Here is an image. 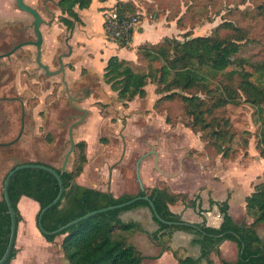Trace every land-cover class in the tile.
<instances>
[{"label": "trees", "instance_id": "trees-1", "mask_svg": "<svg viewBox=\"0 0 264 264\" xmlns=\"http://www.w3.org/2000/svg\"><path fill=\"white\" fill-rule=\"evenodd\" d=\"M93 1L61 0L60 8L64 15L60 19L71 28L74 21H81L77 8L87 9ZM258 2L257 12L264 19V0ZM114 7L121 17L138 14L135 0L119 1L110 9ZM184 14L178 17V12L175 14L170 12L166 17L169 21L178 17L177 25L179 29H184L186 27ZM249 35L247 28L232 21H224L209 35L192 36L190 31H187L184 40L165 37L156 43L146 42L138 47V56L149 61L151 65L149 70L135 71L127 60L112 56L104 69V78L118 93V98L125 102L137 96L145 97L146 87L149 84L155 85V93L159 95L155 108L166 113V121L175 124L179 120H186L188 126L200 133V139L204 142L203 156L210 160L206 167L217 158L222 161H235L240 151L233 148L237 132L227 113L228 106L239 104L241 98H244L246 102L258 105L260 112L264 111V62L254 64V69L249 71L245 69L243 60L237 57L244 41L251 39ZM111 40L122 47L129 46V43L123 40L113 38ZM232 66L237 68L229 70ZM260 132L259 157L264 158V123ZM75 147L79 150V164L74 169L67 168L63 173L60 167L48 163L23 162L44 164L61 173L64 184L62 198L44 214L42 219L43 227L47 231H54L89 212L144 195L153 201L161 218L172 222L183 221L181 214L170 209V204L176 203L184 195L173 193L161 184L140 190L137 194H123L118 197L107 191L78 184L76 178L83 173L84 163L87 162L85 152L87 142L85 140L77 142ZM15 166L17 164L11 169ZM8 172L4 175L3 185ZM59 190L57 178L49 171L39 168L17 171L9 183V195L16 212L17 225L19 226L23 220L18 207L23 196L33 199L40 205L36 215L39 229L38 219L41 210L57 197ZM211 203L217 204L223 215L219 227L208 226L205 221L199 224L168 225L152 212L158 229L149 232L138 221L121 219V214L128 210L138 207L150 208L147 200H138L123 208L97 213L72 225L61 234L43 236L47 241L53 242L56 237L63 235L61 251L69 264H141L142 259L156 258L143 256L126 239H113L112 233L118 229L146 232L155 244L161 246L163 241L165 250L169 249L166 245L170 242L173 231L179 229L193 233L192 244L199 245L200 255L184 258L178 251H174V257L179 264H200L202 260H206L208 264H264V236L261 237L257 231L259 226H264V180L254 184L252 192L246 197V210L252 218L250 223H237L234 220L229 211L228 200H211ZM190 205L196 207V202L191 201ZM199 211L201 212V209ZM195 225L201 227V230L195 228ZM10 231L11 217L2 190L0 258L7 249ZM226 240L234 242L237 246L238 253L235 259H226L222 256L220 246ZM18 252L15 243L6 264H12Z\"/></svg>", "mask_w": 264, "mask_h": 264}, {"label": "rangeland", "instance_id": "rangeland-1", "mask_svg": "<svg viewBox=\"0 0 264 264\" xmlns=\"http://www.w3.org/2000/svg\"><path fill=\"white\" fill-rule=\"evenodd\" d=\"M25 1L38 9L47 22L42 25L43 62L48 64L51 70H56L59 68L58 57L68 52L65 41L71 31L59 21L61 10L57 8L58 0ZM135 1L140 21L146 19V24H149V21L175 24L172 29H170L171 25L170 27L162 25L163 38L174 37L184 40V34L187 31H190L192 36L209 35L224 21H232L236 25L245 27L249 30L251 39L244 41L237 57L243 60L245 69L249 71L254 69V64L264 62V19L257 12L258 0ZM94 6L95 3L92 4L89 12L95 11L96 13L92 29L97 35L104 28L101 21L105 16L100 10H95ZM51 11L56 13L54 20ZM106 11L109 10L106 9ZM170 12L173 14L178 12V17L186 12L184 29H179L178 17L173 21L167 19L166 16ZM13 20L16 23L18 37L19 33L22 34V27L26 24H33L34 17L19 9L16 0H0V51L12 47V32L8 26H5V23L8 25L7 23ZM159 29L160 27L157 30ZM26 35L35 39L33 29H29ZM84 36L88 37L85 31ZM69 43L73 47L72 41ZM83 52V47L76 46L72 55L76 56L78 62L84 63L87 60ZM36 53L34 46H26L13 57L12 63L5 64L0 71V96L23 99L25 111L24 133L20 140L13 147L0 146V198L4 175L18 161H43L55 167H61L71 146L69 128L83 115L84 120L74 128V138L76 143L82 140L87 142L85 150L87 162L84 163L83 173L86 172L89 177L91 176L93 179L90 181L95 184L107 185L110 178L109 172L113 171L117 174L116 176L131 177L136 186L137 162L145 154L152 156V152L156 150L180 151L176 160L182 166L184 155L187 154L196 156L195 158L199 160H205L204 165L210 162L200 151L204 152V142L201 141L199 132L188 126L186 120H179L175 124L168 123L166 113L155 108V103L159 98V95L155 93V85L149 84L146 87L145 97L137 96L125 102L118 98V93L101 75L96 76L98 74H95L88 76L91 78L84 79V77L77 78L76 74L69 72L65 75L69 93L73 98H78L71 103L66 86L62 81V75L47 76L35 61ZM65 60L71 61L72 58H64V62ZM128 63L135 71H147L151 67L148 60L139 56ZM11 67L12 69H9ZM234 68L237 66H232L229 70ZM95 69H101L99 64L96 63ZM85 72L87 71L83 70V73ZM259 108L258 105L246 102L244 98H241L239 104H230L227 108V113L237 132L233 148L239 149L240 155L232 161L237 165L238 163L243 165L252 157L256 159L260 155L258 146L261 138L260 130L264 123V111L260 112ZM85 109L88 110L86 114ZM21 115L22 103L20 101L0 99L1 142L11 141L18 136L21 129ZM244 153L247 155L244 156ZM213 162L209 167H215L217 163L225 167L230 160L221 162L217 158ZM78 164L79 150L75 147L67 168L74 169ZM139 176L141 178V175ZM32 207L27 206L23 209L28 225L33 217ZM132 234V230L118 229L112 233V237L113 239H126L130 243L133 241ZM38 237L39 241L36 242L32 233L26 232L25 242L26 240L34 242L30 245L36 252L29 258L23 255L24 257H21L19 261L17 256L12 260V264H16V261L17 264H69L60 250L63 235L56 237L53 242L47 241L42 233L38 234ZM155 245L159 250L161 249V246ZM140 247L143 250L148 248L143 244ZM231 258L234 259L235 256ZM155 263V260L151 259L141 261V264ZM165 264H168V261Z\"/></svg>", "mask_w": 264, "mask_h": 264}, {"label": "crops", "instance_id": "crops-1", "mask_svg": "<svg viewBox=\"0 0 264 264\" xmlns=\"http://www.w3.org/2000/svg\"><path fill=\"white\" fill-rule=\"evenodd\" d=\"M96 1V2H94ZM94 9L100 10L103 14L106 9H109L119 1L129 0H94ZM92 3V4H93ZM92 6V5H91ZM79 9L80 22H77L74 29L70 32V41L73 43V50L76 46L78 48H84V54L86 62H78L76 56L71 55L72 67L67 68V73L73 72L77 78L84 76H102L104 69L110 57L118 56L120 59L132 61L138 58V47L146 42L156 43L163 37L162 25H168L170 29L175 24H163L162 22H150L146 24L144 19L140 22L137 30L134 32L132 42L128 47H122L117 42L107 38L105 36L104 18H102L103 29L95 35L92 29L94 21V15L96 13H90V8ZM160 27L159 30H157ZM84 31L88 37L84 36ZM68 58V59H69ZM71 62V61H70ZM96 63L99 64L101 69L96 70ZM72 68H75L72 70ZM83 70L88 73L83 76ZM203 153V150H200ZM152 156L146 154L140 159L139 175H141V182L144 188H153L158 184L166 186L173 193H182L184 197L174 204H170V209L178 214H181L182 219L189 222L199 224L205 221L208 226L219 227L223 221V215L217 204H212L211 200L215 201H229L230 214L237 223L247 222L250 223L252 218L248 215L246 210V197L252 192L254 184L263 181L264 174V158L253 157L246 161L245 164L230 161V163L223 167L222 164L217 163L215 167H206L204 165L205 160H199L193 155H184V165L177 162L178 152L174 149L168 150H156L152 152ZM147 156V157H145ZM252 156V154H251ZM219 161L222 162L220 158ZM210 170V171H209ZM253 170V173L251 171ZM87 171V170H86ZM137 172V171H136ZM110 178L107 185L95 184L90 180L91 176L84 172L76 178V182L80 185L87 187L108 191L115 196H121L123 194H137L141 189L140 182L137 178V184L134 186L131 177L116 176L115 172H109ZM145 190V189H144ZM191 201L196 202V207L190 205ZM32 203V204H31ZM27 206H33L31 223L25 220L23 215V209ZM23 220L19 223L16 246L18 244L19 252L17 254L18 261L21 257H31L36 250H33L32 243L26 240V232L32 233L36 242L39 241L38 234L41 235L37 226L36 215L40 209L38 202L33 199L23 196L18 204ZM201 209V212L199 211ZM121 219L124 221H138L142 224L144 229L149 232H153L158 229V224L154 221L152 211L148 207H138L133 210H128L121 214ZM258 234L264 236V226L258 227ZM133 241L130 243L134 245L137 250L141 252L143 256L156 257L155 264H179L174 257V251H178L179 255L185 257H198L200 255L199 245L192 244L194 234L185 230H175L172 233V238L166 246L168 250L161 252L155 243L150 239L148 234L143 231H133ZM141 244L146 246V250H143ZM161 248V247H160ZM222 256L226 259H233L237 257V246L234 242L226 240L221 246ZM61 250V248H60ZM180 252V253H179ZM24 255V256H23ZM16 256V257H17ZM216 261L218 259L213 257ZM234 258V259H235ZM18 262L16 261V264ZM200 264H208L206 260H202Z\"/></svg>", "mask_w": 264, "mask_h": 264}, {"label": "water", "instance_id": "water-1", "mask_svg": "<svg viewBox=\"0 0 264 264\" xmlns=\"http://www.w3.org/2000/svg\"><path fill=\"white\" fill-rule=\"evenodd\" d=\"M17 4L19 6L20 9H23V10H26V11H29L33 16H34V29H35V32H36V36H37V40L32 42L34 45L37 46L38 48V56H37V62L38 64L44 68L47 72V74H59V73H64L65 72V66L62 62V57H60V62H61V66H60V69L57 70V71H50L48 65H45L42 63L41 61V45H42V41H43V36H42V32L40 30V25L41 23L43 22V19L42 17L40 16V14L34 9L32 8L31 6L27 5L24 0H17ZM21 45L17 46V47H20ZM63 56H66L65 54ZM84 117H82L80 120H78L77 122H75L74 124L71 125L70 127V131H69V141L71 142V148L69 149V151L67 152L65 158H64V161H63V164H62V167H61V173H63L64 171L67 170V165H68V162H69V159H70V156L74 150V146H75V139H74V136H73V128L75 125L79 124L81 121H83ZM142 158V157H141ZM140 158V159H141ZM139 165H140V160L137 162V178H138V181L140 182V186H141V189L144 190V185L142 184L141 182V179H140V176H139ZM26 168H39V169H43V170H46V171H49L50 173H52L58 180L59 182V185H60V190H59V193L57 195V197L51 202L49 203L47 206H45L41 212H40V215H39V219H38V225H39V230L42 234L44 235H57V234H61L63 233L64 231H66L69 227H71L72 225L88 218V217H91L97 213H101V212H105V211H108V210H112V209H118V208H123V207H126L138 200H147L149 203H150V208L153 212V214L162 222L168 224V225H174V224H188L189 222L183 220L181 222H172V221H166L164 220L163 218H161V216L158 214L156 208H155V205L153 203V201L149 198V196L147 195H144V196H136L134 198H132L131 200H128L126 202H123L121 204H117V205H114V206H109V207H106V208H101V209H98V210H95V211H92V212H89L81 217H78L70 222H68L67 224L63 225L62 227L54 230V231H47L44 227H43V224H42V219H43V216L44 214L50 209L52 208L53 206H55L62 198V195H63V192H64V184H63V180H62V177H61V173H59L56 169L50 167V166H47V165H44V164H36V163H18L17 166H15L13 169H11L5 180H4V185H3V192H4V196H5V200L7 202V205H8V209H9V214H10V217H11V231H10V236H9V242H8V245H7V249L5 251V254L3 255L2 258H0V264H6L8 258L10 257V254H11V251H12V248L14 246V244L16 243V238H17V230H18V225H17V219H16V212H15V209H14V206L12 204V201L10 199V195H9V183H10V180L11 178L13 177V175L19 171V170H22V169H26ZM109 193H111L110 189H108ZM190 224V223H189ZM195 228L197 229H200L201 230V227L195 225ZM165 250V245H164V242L161 241V252H164Z\"/></svg>", "mask_w": 264, "mask_h": 264}, {"label": "flooded vegetation", "instance_id": "flooded-vegetation-1", "mask_svg": "<svg viewBox=\"0 0 264 264\" xmlns=\"http://www.w3.org/2000/svg\"><path fill=\"white\" fill-rule=\"evenodd\" d=\"M16 2H17V0H16ZM24 2L26 3V1L24 0ZM27 5H29L28 3H26ZM56 4H57V8L59 9V10H61V8H60V4H61V0H58L57 2H56ZM17 6H18V4H17ZM29 6H31V5H29ZM32 8H34L39 14H40V16L42 17V15H41V13L38 11V9H36L35 7H33V6H31ZM18 8H19V6H18ZM20 9V8H19ZM21 10H23V9H21ZM23 11H26V10H23ZM49 11V10H48ZM26 12H28V13H30L29 11H26ZM50 12V11H49ZM51 13H52V16H53V20L56 18V13L55 12H52L51 11ZM31 14V13H30ZM32 15V14H31ZM64 14H63V12H62V10H61V16H63ZM33 16V15H32ZM61 16H60V18H61ZM34 17V16H33ZM59 18V21L66 27V29H68L69 27H67L63 22H62V20ZM42 19H43V22L41 23V25H40V30H41V32H42V36H43V41H42V45H41V61H42V63L43 64H45V65H48V64H46V63H44L43 62V42H44V35H43V31H42V25L43 24H45V23H47L46 22V20L42 17ZM52 20V21H53ZM78 21H74V24H73V26L70 28V30L72 31L73 29H74V27H75V25H76V23H77ZM49 24H51L52 22H48ZM8 25H6V23H5V26H8L9 27V30L12 32V36H11V44H12V47H10V48H7V49H5V50H3V51H0V71H1V69H3L4 68V66H5V64H8V63H12V61H13V57L16 55V54H18V51H22L23 49H24V47H26V46H34L35 48H36V50H37V53H36V58H35V61H36V63H37V65H38V67L41 69V70H43L44 72H45V74L48 76V75H59V74H61L62 75V81H63V83L65 84V86H66V91H67V94H68V97L70 98V102L71 103H73V101L75 100H77L78 98H73L71 95H70V93H69V86H68V82H67V80H66V78H65V75H66V73H67V70L65 69V72L64 73H59V74H47V72H46V70L44 69V68H42L39 64H38V62H37V56H38V48H37V46L36 45H34L32 42H34V41H36L37 40V36H36V32H35V29H34V20H33V24L31 23V24H26L24 27H22L21 29H22V34H20L19 33V36L17 37V34H16V23H15V21L13 20L12 22H10V23H7ZM29 29H33V31H34V34H35V39H31L29 36H27L26 35V33H27V31L29 30ZM70 31V32H71ZM17 38H18V42H17ZM69 41H70V34H69V36H68V38L66 39V47H67V50H68V52H64V53H62L59 57H58V61H59V68L58 69H56V70H51L50 69V66L48 65V67H49V69H50V71H57V70H59L60 69V66H61V62H60V57H62V62H63V64H64V66H65V68H69V67H71L73 64H72V60H71V62L70 61H68V60H65V62H64V58H66V59H68L71 55H72V52H73V47L70 45V43H69ZM19 45H21L20 47H17V46H19ZM66 55V56H63V55ZM9 69H12V67L11 68H9ZM88 72H85L84 74H83V76L85 75V74H87ZM104 73H105V70H104ZM104 73H103V75H102V77L104 78ZM92 76H94V75H92ZM97 76V75H96ZM82 77V76H81ZM88 79V78H91V77H85L84 76V79ZM105 79V78H104ZM81 82H86V81H81ZM88 92V91H87ZM89 94H90V92H88ZM84 94L86 95L87 93H86V91H84ZM0 99H3L4 101H20L21 103H22V118H21V129H20V132H19V134H18V136L16 137V138H14L13 140H11V141H8V142H1L0 141V146L1 147H7V146H9V147H13V146H15L16 145V143L20 140V138L22 137V135H23V133H24V127H25V111H24V101H23V99H21V98H18V97H11V96H0ZM86 113H88V110H86L85 109V114ZM82 117H84L85 118V116L83 115V116H81L78 120H80ZM77 120V121H78ZM84 120V119H83ZM77 121H75V122H77ZM74 122V123H75ZM82 122V121H81ZM80 122V123H81ZM73 123V124H74ZM79 123V124H80ZM72 125V124H71ZM78 125V124H77ZM76 126V125H75ZM75 126H74V128H75ZM71 127V126H70ZM74 128H73V136H74ZM69 131H70V128H69ZM75 139V138H74ZM70 145H71V142H70ZM75 145H76V142H75ZM70 148H71V146H70ZM74 148H75V146H74ZM69 151V150H68ZM73 153V152H72ZM40 162H43V161H40ZM18 163H23V162H21V161H18L17 162V165H18ZM44 163H46V162H44ZM49 164V163H48ZM63 164V163H62ZM51 165V164H50ZM53 166V165H52ZM55 167V166H54ZM62 167V166H61ZM61 167H60V169H61ZM53 168V167H52Z\"/></svg>", "mask_w": 264, "mask_h": 264}, {"label": "built area", "instance_id": "built-area-1", "mask_svg": "<svg viewBox=\"0 0 264 264\" xmlns=\"http://www.w3.org/2000/svg\"><path fill=\"white\" fill-rule=\"evenodd\" d=\"M117 8L114 7L104 13L105 36L116 40H123L126 43H131L134 32L140 24L139 14L119 16Z\"/></svg>", "mask_w": 264, "mask_h": 264}]
</instances>
